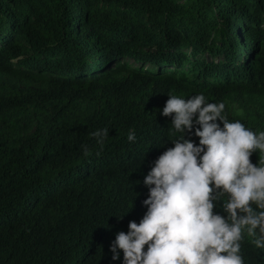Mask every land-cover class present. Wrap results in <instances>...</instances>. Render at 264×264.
<instances>
[{
	"label": "trees",
	"instance_id": "16d2710c",
	"mask_svg": "<svg viewBox=\"0 0 264 264\" xmlns=\"http://www.w3.org/2000/svg\"><path fill=\"white\" fill-rule=\"evenodd\" d=\"M200 93L264 131V0H0V264H123L110 246L174 146L163 107Z\"/></svg>",
	"mask_w": 264,
	"mask_h": 264
},
{
	"label": "clouds",
	"instance_id": "9594fccd",
	"mask_svg": "<svg viewBox=\"0 0 264 264\" xmlns=\"http://www.w3.org/2000/svg\"><path fill=\"white\" fill-rule=\"evenodd\" d=\"M225 107L203 93L187 99L169 95L161 114L172 117L174 146L144 177L147 211L139 223L129 221L127 232L116 233L113 260L119 249L123 264H245L246 235L264 249V131L230 120ZM194 124L199 144L186 138ZM93 135L103 144L108 130ZM127 138L135 142V132ZM254 152L261 154L256 164ZM221 199L226 217L214 211Z\"/></svg>",
	"mask_w": 264,
	"mask_h": 264
},
{
	"label": "rangeland",
	"instance_id": "374dc122",
	"mask_svg": "<svg viewBox=\"0 0 264 264\" xmlns=\"http://www.w3.org/2000/svg\"><path fill=\"white\" fill-rule=\"evenodd\" d=\"M241 112H242L241 109L238 108L237 105H233V106H232V113H233V114H240Z\"/></svg>",
	"mask_w": 264,
	"mask_h": 264
}]
</instances>
